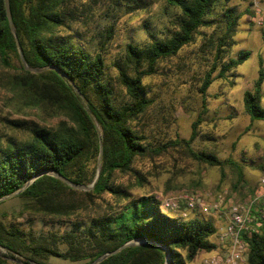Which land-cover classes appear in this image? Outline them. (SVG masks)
<instances>
[{
    "label": "rangeland",
    "instance_id": "1",
    "mask_svg": "<svg viewBox=\"0 0 264 264\" xmlns=\"http://www.w3.org/2000/svg\"><path fill=\"white\" fill-rule=\"evenodd\" d=\"M72 3L76 17L73 27L81 34L75 41L104 55L108 66L106 77L115 87L119 102H130L126 88L119 81V66L127 67V44L145 46L152 39L175 31L179 9L169 6L167 0H72ZM260 4L264 15V0ZM230 5L235 6L242 18L231 46L226 47L228 51L217 52L215 44L208 39L217 40L225 31V19L219 7L193 42L176 55L161 59L156 72L145 76L147 95L154 103L130 123L150 148L167 146L159 154L139 157L132 171L115 176V184L129 196L112 192L92 196L66 192L59 205L54 201L29 200L17 192L6 196L0 201V225L20 229L30 247L18 254L0 246V264H82L83 260L67 255L73 252L69 242L72 231L79 224L83 229L90 217L119 210L143 194L156 195L163 205L168 198H178L181 207L169 208L177 214H182L185 195L200 196L210 204L218 200L223 204L229 200L245 202L259 195L260 203L264 201V121H253L244 105L245 92L253 90L259 69L261 65L264 67V27L253 19V0H231ZM18 51L20 57L15 52L9 54L10 65L0 62V149L30 140L36 127L72 138L83 137L73 111L62 100H46L48 81L22 78L21 65L25 68L28 64ZM240 53H246L244 62L221 76L223 60L237 58ZM37 69L31 72L45 70ZM130 73L135 74L134 68ZM209 73L212 82L206 93H202ZM262 90L264 96V83ZM40 95L45 101L39 100ZM95 123L101 136V128ZM194 123H197L196 135L189 147L183 140L190 139ZM192 149L215 154L223 163L210 165L193 156ZM92 165L97 168V176L102 168L100 154ZM195 216L212 220L218 231L227 219L225 213L215 210L205 213L200 209L190 211L187 218ZM211 239L217 248L201 252L190 264H201L204 257L225 245L218 233ZM47 250L57 253L50 254ZM39 252L40 255H35Z\"/></svg>",
    "mask_w": 264,
    "mask_h": 264
},
{
    "label": "trees",
    "instance_id": "2",
    "mask_svg": "<svg viewBox=\"0 0 264 264\" xmlns=\"http://www.w3.org/2000/svg\"><path fill=\"white\" fill-rule=\"evenodd\" d=\"M230 2L167 0L169 6L179 9L178 28L163 38L152 39L145 46L133 42L127 44V67L118 66L119 81L126 88L130 102H119L115 87L106 77L108 66L104 55L75 41L81 34L73 27L76 17L72 0H10L13 26L7 16L6 0H0V62L10 65L9 54L19 55L17 37L29 67L45 69L34 73L21 65L22 78L48 81L49 84H45L46 100H62L73 111L83 133V137L72 138L36 127L30 140L1 148L0 200L15 192L29 200L54 201L56 205L63 203L66 192L90 196L112 192L129 196L115 184V176L132 171L139 157L159 154L167 146L150 148L143 142L144 136L130 123L154 103L147 95L145 76L156 72L161 59L176 55L182 47L193 42L200 28L210 23L219 7L223 11L225 31L217 40L208 39L215 44L217 52L228 51L226 47L231 46L242 18ZM63 30L67 32L63 33ZM245 58L246 53H240L237 58L223 60L220 75L242 64ZM132 68L134 75L130 73ZM211 82L209 73L203 82L202 93H206ZM263 83L264 67L261 65L253 90L246 91L244 96L245 109L253 121H264ZM40 96L39 100L45 101V97ZM95 121L101 128V136ZM196 126L194 123L190 139L183 140L189 147L196 135ZM101 144L102 168L92 190L74 189L52 174L58 172L77 184L90 185L97 169L91 162L97 160ZM190 152L210 165L223 163L215 154L198 153L193 149ZM46 171L48 173H44ZM238 172L241 174L239 169ZM77 227L69 239L73 252L67 255L83 260L82 264H91L133 240L154 243L128 246L98 264H166L168 258L169 264H190L201 252L217 248L211 238L218 233V228L212 220L198 216L184 218L166 208L154 194L132 198L119 210L90 217L83 229L81 224ZM21 234L18 228L1 226L0 246L22 254L30 246ZM243 236L249 244L248 264H264V221L257 231Z\"/></svg>",
    "mask_w": 264,
    "mask_h": 264
},
{
    "label": "built area",
    "instance_id": "3",
    "mask_svg": "<svg viewBox=\"0 0 264 264\" xmlns=\"http://www.w3.org/2000/svg\"><path fill=\"white\" fill-rule=\"evenodd\" d=\"M261 0H253V10L255 22L264 27V15L261 7ZM264 184V178H263ZM261 195L254 196L245 202L230 201L223 204V201H216L212 204L196 195L184 196V209L181 215L187 218L189 212L195 209L210 213L215 210L225 213L227 216L223 228L218 231L220 241L225 243L218 251L201 260V264H248L249 244L243 234L251 235L257 231L264 221V201L260 203ZM223 205L225 210H223ZM166 208L179 209L181 207L178 198H168L165 200Z\"/></svg>",
    "mask_w": 264,
    "mask_h": 264
},
{
    "label": "water",
    "instance_id": "4",
    "mask_svg": "<svg viewBox=\"0 0 264 264\" xmlns=\"http://www.w3.org/2000/svg\"><path fill=\"white\" fill-rule=\"evenodd\" d=\"M6 10H7V16H8V19H9L11 25L13 26V18H12V12H11L10 0H6ZM16 41H17L18 49H19L20 52H21V58H22L23 62H26V59H25V57H24V55H23V53H22V51H21V45H20L19 40H18L17 37H16ZM25 68L28 69V70H30V71H34V72H37V71H38L37 68H32V67H29L28 65H26ZM74 87H75L76 91L79 92L78 87H77L76 85H74ZM102 154H103V146H102V144H101V146H100V156H102ZM44 173H48V172L46 171V172H44ZM44 173H42V174H44ZM99 173H100V170H99V172H98V174H97V176H96L95 181H94L93 184H91V185H84V184H77V183L73 182L72 180H70L69 178L63 176L62 174H60V173H58V172H52V174H53L54 176H56L57 178H59V179L62 180L63 182L67 183L68 185H70V186L73 187V188L80 189V190H90V189H92L93 186H94V184H95V182L97 181V179H98V177H99ZM30 182H31V181H30ZM15 193H16V192H15ZM15 193H12L11 195H13V194H15ZM8 196H9V195H8ZM4 198H5V197H4ZM4 198H2V199H4ZM0 201H1V200H0ZM139 243L143 244V243H154V242H152V241H146V240H143V241H141V242H137V241H135V240L130 241V242L124 244L123 246L119 247L118 249H116V250H114V251H111V252H108V253L104 254L103 256H101L100 258H98L97 260H95V261H94L93 263H91V264H97L98 262H100V261H102L103 259H105L107 256H109V255H111V254H116V253H118L120 250H122V249H124V248H126V247H128V246H135V245H137V244H139ZM155 244H156V243H155ZM169 263H170V259L168 258L166 264H169ZM26 264H36V263H26Z\"/></svg>",
    "mask_w": 264,
    "mask_h": 264
}]
</instances>
